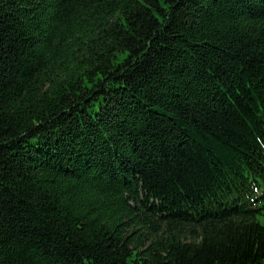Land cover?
I'll use <instances>...</instances> for the list:
<instances>
[{"label":"trees","instance_id":"16d2710c","mask_svg":"<svg viewBox=\"0 0 264 264\" xmlns=\"http://www.w3.org/2000/svg\"><path fill=\"white\" fill-rule=\"evenodd\" d=\"M264 0H0V264H264Z\"/></svg>","mask_w":264,"mask_h":264},{"label":"rangeland","instance_id":"374dc122","mask_svg":"<svg viewBox=\"0 0 264 264\" xmlns=\"http://www.w3.org/2000/svg\"><path fill=\"white\" fill-rule=\"evenodd\" d=\"M258 220L262 225H264V214L259 215Z\"/></svg>","mask_w":264,"mask_h":264}]
</instances>
